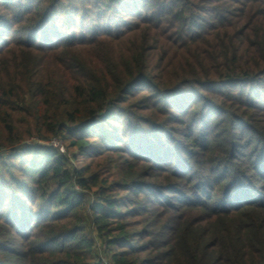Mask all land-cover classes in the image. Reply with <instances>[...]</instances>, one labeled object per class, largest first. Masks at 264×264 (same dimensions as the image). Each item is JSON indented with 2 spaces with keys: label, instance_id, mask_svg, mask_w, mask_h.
I'll list each match as a JSON object with an SVG mask.
<instances>
[{
  "label": "trees",
  "instance_id": "16d2710c",
  "mask_svg": "<svg viewBox=\"0 0 264 264\" xmlns=\"http://www.w3.org/2000/svg\"><path fill=\"white\" fill-rule=\"evenodd\" d=\"M56 137L118 173L27 143ZM95 236L264 264V0H0V264H101Z\"/></svg>",
  "mask_w": 264,
  "mask_h": 264
},
{
  "label": "rangeland",
  "instance_id": "374dc122",
  "mask_svg": "<svg viewBox=\"0 0 264 264\" xmlns=\"http://www.w3.org/2000/svg\"><path fill=\"white\" fill-rule=\"evenodd\" d=\"M148 94H149V92H141V93L135 94L134 96H132L128 100V102L126 103L127 104L126 106L130 109V111L133 114H135L137 116H140V117L151 116L150 118L155 119V120L163 119L164 117H162V116L160 117L159 115L161 114V115L165 116L166 114L162 111H158V107L156 106V104H154L155 106H152L150 104H145V101L147 100ZM55 142L57 144H59L58 147H55ZM27 143L28 144L45 145V146H48V147H50L54 150H57L61 153H62V151L60 150V148L63 147V149H64L63 154H65L69 157L71 166L75 167V168H77L80 165L86 164V163L93 164L94 168H97L99 165L105 166L106 163H109L111 165L110 174L118 173V170H119L116 167L119 164V159H117V158H114V159L110 158V159L104 160L101 157V158H97V159L92 160L90 158H86V157L82 156L79 159H76L75 156H76L77 152H75L74 149L69 150L62 137L53 138L51 141H44V140L32 138V139L28 140ZM88 193L90 195V198L92 200H95L93 193H91V192H88ZM135 220H138V221H136L135 224L141 225L144 223L142 225V227L146 226V228H149V224H147L148 222H146L147 219H145V217H142V216L135 217ZM142 227H139V228H142ZM95 238H96V242H97V253L99 256L98 259L100 260L99 262H101V264H114L112 262V260L110 259V257L106 255L105 249L101 243V240L97 236H95Z\"/></svg>",
  "mask_w": 264,
  "mask_h": 264
},
{
  "label": "built area",
  "instance_id": "2783aa9c",
  "mask_svg": "<svg viewBox=\"0 0 264 264\" xmlns=\"http://www.w3.org/2000/svg\"><path fill=\"white\" fill-rule=\"evenodd\" d=\"M58 145H59V144H57V143L55 142V147H58ZM60 150H61V151H62V153H63V151H64L63 147H62V148H60Z\"/></svg>",
  "mask_w": 264,
  "mask_h": 264
}]
</instances>
